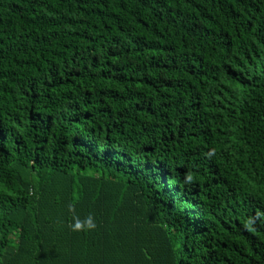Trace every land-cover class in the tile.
<instances>
[{"label":"trees","instance_id":"trees-1","mask_svg":"<svg viewBox=\"0 0 264 264\" xmlns=\"http://www.w3.org/2000/svg\"><path fill=\"white\" fill-rule=\"evenodd\" d=\"M0 264H264V0H0Z\"/></svg>","mask_w":264,"mask_h":264},{"label":"clouds","instance_id":"clouds-1","mask_svg":"<svg viewBox=\"0 0 264 264\" xmlns=\"http://www.w3.org/2000/svg\"><path fill=\"white\" fill-rule=\"evenodd\" d=\"M193 180V176L189 173L185 176L186 182H191ZM68 211L73 214L72 216V223L69 225L73 231H91L95 230L97 227L95 217L92 214H88L83 220L76 215V209H75V203L68 205ZM261 214L257 213V216L259 217ZM254 221L250 220L248 222H245V228L248 231H255V229L252 227V224Z\"/></svg>","mask_w":264,"mask_h":264}]
</instances>
